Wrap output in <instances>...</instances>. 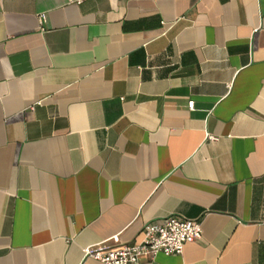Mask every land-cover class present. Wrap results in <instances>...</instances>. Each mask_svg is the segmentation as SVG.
I'll return each mask as SVG.
<instances>
[{
  "label": "crops",
  "instance_id": "1",
  "mask_svg": "<svg viewBox=\"0 0 264 264\" xmlns=\"http://www.w3.org/2000/svg\"><path fill=\"white\" fill-rule=\"evenodd\" d=\"M167 218L202 239L140 264H264V0H0V264Z\"/></svg>",
  "mask_w": 264,
  "mask_h": 264
},
{
  "label": "built area",
  "instance_id": "2",
  "mask_svg": "<svg viewBox=\"0 0 264 264\" xmlns=\"http://www.w3.org/2000/svg\"><path fill=\"white\" fill-rule=\"evenodd\" d=\"M67 2L79 4L82 0ZM187 108L192 111L194 103L189 102ZM208 140L217 139L208 136ZM202 225L203 221L179 218L149 223L143 228L140 241L114 249L102 245L84 249L83 261L92 260L100 264H140L143 260L153 262L159 255L180 256L187 245L202 239Z\"/></svg>",
  "mask_w": 264,
  "mask_h": 264
}]
</instances>
